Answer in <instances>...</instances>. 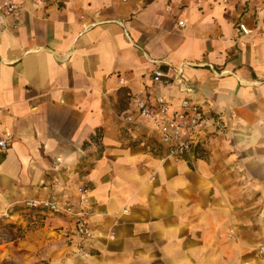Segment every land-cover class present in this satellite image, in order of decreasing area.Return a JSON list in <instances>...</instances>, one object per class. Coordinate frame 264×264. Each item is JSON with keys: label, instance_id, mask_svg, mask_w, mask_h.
I'll use <instances>...</instances> for the list:
<instances>
[{"label": "crops", "instance_id": "crops-1", "mask_svg": "<svg viewBox=\"0 0 264 264\" xmlns=\"http://www.w3.org/2000/svg\"><path fill=\"white\" fill-rule=\"evenodd\" d=\"M16 2L0 29V233L17 232L0 262L264 264V0ZM159 96L203 113L179 160L135 102ZM84 187L82 255L73 216L23 200L79 208Z\"/></svg>", "mask_w": 264, "mask_h": 264}, {"label": "built area", "instance_id": "built-area-1", "mask_svg": "<svg viewBox=\"0 0 264 264\" xmlns=\"http://www.w3.org/2000/svg\"><path fill=\"white\" fill-rule=\"evenodd\" d=\"M229 0H219L226 4ZM36 4H42L44 0H35ZM16 0H0V29L4 25L6 14L17 10ZM179 25L184 26L185 21L179 20ZM243 31L248 29L244 24H240ZM160 69L155 71V80H160L163 76H170ZM123 81V79H121ZM189 90H192L189 87ZM136 105L139 113L149 123L154 131L160 134L161 140L167 149V156L179 160L189 153L193 147L194 140L197 138L203 128V113L198 102L190 97H184L180 100L178 107L168 101L165 97L159 96L156 104H149L144 98H136ZM129 121L133 120L128 116ZM11 134L6 132L5 136L0 137V148L6 150L9 146V137ZM89 188L84 187L80 192L82 206L75 208L71 203L61 202L56 194L41 199H25L23 204L33 210H45L52 213H67L75 219L74 233L79 237L78 248L82 255H85L84 242L93 237V230L89 225L86 216L89 213ZM259 254L264 256V243L258 246Z\"/></svg>", "mask_w": 264, "mask_h": 264}, {"label": "rangeland", "instance_id": "rangeland-1", "mask_svg": "<svg viewBox=\"0 0 264 264\" xmlns=\"http://www.w3.org/2000/svg\"><path fill=\"white\" fill-rule=\"evenodd\" d=\"M1 232L3 233H0V241H2L5 238L10 237L11 235L15 234L17 231L10 230V231H1ZM0 264H7V260L0 262Z\"/></svg>", "mask_w": 264, "mask_h": 264}]
</instances>
